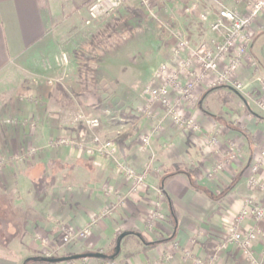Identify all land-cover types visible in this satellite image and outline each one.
Returning <instances> with one entry per match:
<instances>
[{
  "label": "crops",
  "instance_id": "1",
  "mask_svg": "<svg viewBox=\"0 0 264 264\" xmlns=\"http://www.w3.org/2000/svg\"><path fill=\"white\" fill-rule=\"evenodd\" d=\"M91 1L0 0V94L8 93L5 83L13 78L11 67L26 63L29 51L42 45L67 18L86 15L84 9ZM151 1L145 9L143 0H121V9H143L146 15L170 19L171 34L157 50L159 65L178 67L173 47L179 35L193 47L217 42L207 22L185 13V1ZM196 1L200 11L209 15V22L216 17L217 3L246 13L257 0ZM263 23L264 9L251 26L248 53L255 67L246 62L236 72L252 99L244 102L226 82L209 86L206 80L196 85L195 108L188 107L186 100L176 107L184 116L197 113L200 131L191 133L174 126L160 104L139 96L130 114L126 113L123 130L116 132L121 138L114 141L123 146V150L117 146L116 163L50 144L78 134L75 128L66 127L62 115L63 110L77 109V104L67 108L60 92L35 84L26 87L41 102L38 110L21 96L9 103L7 98L0 99V199L13 196L5 208L13 242L0 246V264H23L37 257L35 229L54 239L63 225L75 231L89 230L63 257H105L43 264H250L237 244H228L226 238L245 200L264 205V192L248 184L251 178L264 183V161L257 175L251 177L250 170L258 149L264 150V111L258 106L259 100L264 101ZM152 79L153 72L148 84ZM179 99L172 90L173 103ZM147 110L150 116H145ZM31 118L36 122L33 131L29 129ZM148 135L149 146L144 149L140 140ZM209 138L219 142L217 149L207 146ZM31 148L36 151L33 156ZM118 162L143 174V185L118 172ZM154 212L159 215L155 222L150 219ZM252 225L247 219L238 229L244 232ZM251 251L261 261V238L252 243Z\"/></svg>",
  "mask_w": 264,
  "mask_h": 264
},
{
  "label": "rangeland",
  "instance_id": "2",
  "mask_svg": "<svg viewBox=\"0 0 264 264\" xmlns=\"http://www.w3.org/2000/svg\"><path fill=\"white\" fill-rule=\"evenodd\" d=\"M150 1H148L149 6L153 2ZM197 4L199 5L198 2ZM198 5L195 12L191 14H196L199 17L203 10L201 12ZM121 7L119 11L109 15L108 18H102L91 26L85 25L87 14L78 13L67 18L60 29L49 33L42 45L29 51L26 63H16L11 67L13 78L5 83L7 87L9 86L8 93L0 94V99L7 98L9 103L21 96L38 110L37 107L41 106L38 97H32L29 91H26V87L35 84L52 90V92H60L61 97L64 98L61 99L62 104H65L67 108L69 105L77 104L78 110H74V108L63 110L62 115L63 119L65 118L66 127L75 128L78 130V134L59 137L51 141L50 144L53 146L77 149L65 145L64 142L57 145L58 140H74L83 145L82 149L77 150L88 152L89 138L96 136L101 140L109 138L104 141L114 142L117 147L118 140L114 141V138H121V136L116 132L123 130V123L127 119L126 115L131 112L129 109L132 104L139 96H145L141 89L150 82L153 70H156L161 61L157 50L164 46L166 38L171 34L170 19L164 16L159 17L156 14L146 15L143 9L139 11L144 16H139L131 12L136 9L131 7L121 9ZM69 26H72V29L67 31L66 28ZM178 38H182V36L179 35ZM236 93L244 102L252 99L245 93L246 96L238 91ZM145 97L148 98V96ZM260 104H264V101L259 100V107ZM261 110L264 111V109ZM144 114L146 116L148 110ZM82 117L87 118L88 121H83ZM94 119L98 120L99 127L91 129L87 125L90 120ZM30 120L29 129L33 131L36 122L32 118ZM238 122L237 124L240 123ZM78 138H83V140ZM259 149L253 162L261 154V148ZM29 153L33 156L36 151L31 148ZM263 161L264 158L262 163ZM116 162L115 159L114 163ZM257 174L252 173L251 177ZM261 180L264 181V177ZM10 197L13 196L4 195L0 199L1 247L13 242L12 227L8 228L7 209H5L11 203ZM256 203L258 204V202ZM258 205L264 207V205ZM241 212L242 209L236 215L232 228L237 224ZM247 219L252 220L251 227H257V224L262 225L259 239L263 240L264 245V222L256 224L251 216H247L240 223ZM239 226L240 224L237 225V227ZM63 227L69 228L66 225L60 226L58 235ZM58 235L55 238H58ZM34 239L39 245L36 256L41 257L42 251L45 249L44 246H47L43 241H52L53 238L35 229ZM71 245L65 246L64 250L54 257H61ZM261 256V260H264L263 254ZM247 261L249 260L247 259Z\"/></svg>",
  "mask_w": 264,
  "mask_h": 264
},
{
  "label": "built area",
  "instance_id": "3",
  "mask_svg": "<svg viewBox=\"0 0 264 264\" xmlns=\"http://www.w3.org/2000/svg\"><path fill=\"white\" fill-rule=\"evenodd\" d=\"M186 6L184 11L187 14L195 12L197 7L193 0H185ZM122 5L121 0H92L86 6L85 25H91L96 21L107 18L109 15L116 12ZM216 17L209 21V15L202 12L199 14V19L202 22H207L208 29L215 33L218 37L214 46L209 43H201L197 47L189 45L182 39L175 37L173 47V56L179 60L177 68L171 69L168 64H160L153 72L152 82L145 86L143 94L148 96L151 103H158L164 109L166 114L172 118L174 126L181 128L191 133H198L200 125L197 120V113L184 116L176 107L182 100H186L188 107L195 108L198 97L196 85L209 81V86H215L217 82H226L234 90L244 94L243 85L237 80L236 72L243 63H248L255 67V63L251 60L248 49L251 41V26L260 12L264 9V0H257L251 4L246 13H240L237 10L229 9L217 3ZM145 9L149 8L148 0H143ZM264 27V23H263ZM223 65V67H221ZM185 82H181L180 79ZM158 83V85H155ZM174 91L180 97L176 103L171 100V91ZM245 95V94H244ZM246 96V95H245ZM261 109H264V104H260ZM146 116H150V113ZM89 128L99 127L98 120H90ZM142 148L149 146L150 137L141 138ZM65 143L70 147L82 149L83 145L78 144L74 140H58L57 145ZM93 145L89 147L88 153L92 155L104 156L106 158L115 159L117 156V147L114 142L102 141L94 136L92 138ZM219 142L215 138L207 140V146L217 149ZM264 158V150L261 149L260 156L254 160L251 173H258L262 166ZM117 170L126 178L133 180L137 185H143L145 176L137 174L126 168L122 162L117 163ZM248 184L253 188H259L264 191V183H259L256 179L248 180ZM251 216L255 223L264 222V207L258 205L253 199H247L244 202L241 214L237 219V224L232 228L226 242L228 244H237L242 254L249 260L251 264H264V260L257 261L251 252V245L259 238L262 233V225L257 224V227H251L244 232L240 231L237 225L246 218ZM151 221L155 222L159 219L156 212L150 216ZM153 224L149 225L151 229ZM61 233L58 238L52 241H43L46 243L41 257L55 258L60 254L65 246L77 243L85 239L88 234V228L81 230H72L70 228H61ZM47 249V250H46ZM264 259V245H263Z\"/></svg>",
  "mask_w": 264,
  "mask_h": 264
},
{
  "label": "water",
  "instance_id": "4",
  "mask_svg": "<svg viewBox=\"0 0 264 264\" xmlns=\"http://www.w3.org/2000/svg\"><path fill=\"white\" fill-rule=\"evenodd\" d=\"M87 257L102 259L105 256L102 254H85V255H73V256L56 257V258L37 257L36 259L37 261H40L43 263H60V262H65V261H74L77 259H84Z\"/></svg>",
  "mask_w": 264,
  "mask_h": 264
},
{
  "label": "trees",
  "instance_id": "5",
  "mask_svg": "<svg viewBox=\"0 0 264 264\" xmlns=\"http://www.w3.org/2000/svg\"><path fill=\"white\" fill-rule=\"evenodd\" d=\"M119 10H120V8H119L117 11H119ZM133 13H134V14H137V15H139V16H144V15L142 14L141 11L134 10ZM107 18H108V17H107ZM98 21H99V20H98ZM96 22H97V21H96ZM93 24H94V23H93ZM145 86H146V85H145ZM145 86L142 88V91H141V92H143ZM126 117H127V115H126ZM117 144H118L119 149H120V150H123L122 143L119 141V142H117ZM64 257H65V256H64ZM36 258H37V257L29 258V259L25 260L23 264H43V262L37 261ZM70 262H71V261H70Z\"/></svg>",
  "mask_w": 264,
  "mask_h": 264
}]
</instances>
